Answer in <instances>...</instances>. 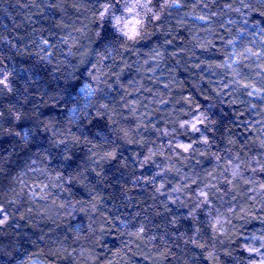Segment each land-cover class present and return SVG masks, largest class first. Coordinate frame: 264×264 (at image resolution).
Masks as SVG:
<instances>
[{"label":"trees","instance_id":"obj_1","mask_svg":"<svg viewBox=\"0 0 264 264\" xmlns=\"http://www.w3.org/2000/svg\"><path fill=\"white\" fill-rule=\"evenodd\" d=\"M99 2L0 0V79L10 74L12 87L0 86V218L8 217L0 227V264H259L264 249L249 255L244 246L259 248L252 238L264 234V103L248 97L231 70L206 66L224 64L245 46L261 50L264 36L256 27L261 9H244L241 0H185L188 7L173 12L155 35L149 26L150 38L137 44L135 54L112 53L114 61L97 64L98 82L87 70L100 60L92 39ZM194 3L200 6L193 8ZM229 3L240 11L227 9ZM212 13L208 32L209 25L195 17ZM177 15L183 23L176 22ZM166 38L172 44L166 45ZM44 40L50 62L41 51ZM153 48L163 56L154 58ZM260 63L252 57L240 64L248 77L242 82L259 85ZM86 85L94 93L81 92ZM69 87L76 88L71 97L62 92ZM104 103L115 112L100 109ZM197 108L217 121L208 133L210 146L189 153L169 147V141L189 142L179 123ZM16 114L23 119L15 121ZM36 116L52 118L60 132H83L91 143L81 137L71 161L54 160L42 172L35 145L24 147L8 134L31 127ZM140 124L147 128L138 129ZM121 128L135 142L120 139ZM113 149L116 159H99ZM145 156L151 158L143 162ZM58 172L76 180L61 183ZM201 191L207 204H201L195 222L185 219L203 199ZM217 217L226 235L213 232L209 222ZM141 225L143 234H129ZM195 228L201 229L196 239L204 248L185 243Z\"/></svg>","mask_w":264,"mask_h":264},{"label":"snow or ice","instance_id":"obj_2","mask_svg":"<svg viewBox=\"0 0 264 264\" xmlns=\"http://www.w3.org/2000/svg\"><path fill=\"white\" fill-rule=\"evenodd\" d=\"M50 7H55L56 5H49ZM200 6L199 3H194L192 5L193 8ZM188 7L185 3V0H159L158 3H154V0H100L99 6L95 9L96 21L94 22L95 31L93 32V42L96 43L97 48L101 50L97 55L100 56V60L96 64H92L91 69L87 70L89 76L92 80H96L100 82V78L94 75V72L97 69V64L103 63L108 59L115 60V56L112 53L120 55L123 57L124 53L135 54L137 44L150 38V34L148 33V28L152 26L151 35H155L158 29L164 27L165 21L168 17L173 15V12L179 14L183 12V10ZM202 7L207 9L209 5L207 3H203ZM225 7L232 11L239 12V8H233L232 4H226ZM241 7L244 9H255L259 8L261 11L259 12V16L262 18L259 21V24H264V0H258L257 4L252 3H244L241 0ZM188 13L184 12V16H187ZM215 13H212L210 16L198 15L195 17L196 20L204 22V24L209 25L205 31L211 32V19L212 16H215ZM176 22L183 23V17L177 15ZM232 23V21H229ZM244 24L247 25L248 21L245 20ZM259 24L256 25L258 27L259 32L262 36H264V27H259ZM164 35L170 36L171 32H165ZM238 37L241 41H243L244 34L242 32H238ZM67 43V41H64ZM164 43L166 45L172 44V39H165ZM211 44V41L207 42ZM228 44L233 45L235 48L236 42L234 40L227 41ZM44 48L41 49L42 52L46 54L49 59L52 53L48 52L47 49L50 47L49 41H43ZM122 50V51H121ZM206 50V48L204 49ZM151 52L154 58H160L163 56V53L158 49L153 48ZM239 56L241 59H233V57ZM252 57H255L257 61H261L260 64H257V67L264 71V40L261 41V50L254 51L253 48L245 46L243 51L241 52H233L228 55L224 64L217 65H207L206 67H224L233 72L234 75V83L237 84L241 89H243L248 97H257L261 103H264V79L261 80L259 85L242 82L247 81L248 77L242 76L241 71L239 70V66L243 63L244 60H251ZM41 60L45 59V56L40 57ZM230 61V62H229ZM130 67V65H126ZM247 66V65H245ZM196 67H200V64H197ZM203 70V69H202ZM8 73L3 75V78L0 79V86H3L4 89L8 91H12L11 82L9 80ZM71 76V74H70ZM239 77L240 79H236ZM33 83L35 81H32ZM111 87V85H109ZM167 87V85H165ZM76 91L75 87H69L62 89V92L71 97L72 92ZM81 92L94 93L95 90L91 89V85H86L84 88L80 89ZM62 98V97H61ZM207 98V97H206ZM55 99V97H53ZM162 103H167L166 101H162ZM256 104H250L251 108H256ZM100 109H103L105 112L112 111L115 112V109L109 108V104L104 103L100 105ZM69 111H75V109H69ZM134 111V110H133ZM98 115H102L100 110H97ZM0 115H3L0 113ZM188 116L187 119L182 120L179 123V129L183 130V134L188 136V143H176L172 145L171 141H169V147H174L175 149L181 150L183 153L196 152L199 150V146H210V137L208 133L211 131L212 127L215 126L217 121L212 118V115L208 111H199V109L191 110V115L185 113ZM15 121H20L23 119L22 114H16L14 116ZM110 122L115 124L117 123L115 120L109 118ZM91 123V121H89ZM139 127L147 128V125L140 124ZM155 128V126H153ZM115 130V129H114ZM158 130V129H157ZM122 133L120 139H123L126 143L135 142L129 137V131L123 128L119 129ZM190 133V134H189ZM9 135H14L18 141L24 146L28 147L29 145H35L36 152L35 155L41 158V162L44 164V167L41 169L42 172H45L49 165H51L52 161L59 159L62 163L71 161L73 156L70 155L73 147L78 145L81 141V137L85 139L87 143H91V141L87 140V137L84 136V133L81 132L80 136H76L72 133L71 129H68L67 132H60L56 129L55 124L53 123L52 118L41 119L39 116H36L33 120L32 126L29 128H21L19 131H11L8 132ZM101 133L98 130L96 132V136L100 137ZM163 135H169L167 131L163 132ZM44 139H41V138ZM195 137V139H193ZM174 138V137H173ZM45 140L47 146H45ZM105 142H107V137H104ZM95 147V145H93ZM261 147H264V141H261ZM54 150H59L57 153ZM92 151V149H89ZM93 155L99 156V153H94ZM200 155H205V152H200ZM115 150L106 151L103 156H100V160L116 159ZM151 157L145 156L143 162H147ZM91 159V157H89ZM37 161L35 159L32 160V164H36ZM93 163L97 164L99 167V160H93ZM35 171V169H31ZM95 171V169H92ZM83 172H77V176H83ZM97 176H100L101 173L97 172ZM57 179L61 181V183H67L69 186L76 180V177H73L71 173L67 177H64L61 173H57ZM59 186V185H57ZM47 188V185L44 186ZM177 189L176 191H178ZM159 191V189H157ZM200 197L203 199L200 203L196 204L193 209H190L187 213L185 219H191L193 222L196 221L197 210L201 207V204H207L208 195L204 191L200 192ZM175 203L176 201H172ZM79 203V202H78ZM63 207V205H61ZM3 209L0 208V213H3ZM23 218V217H21ZM241 219L243 217H240ZM256 217H253L255 219ZM8 217L7 215H3V218H0V227L5 226L7 224ZM172 225L175 226L177 220L174 219L171 221ZM213 232H219L220 235H226V233L222 230V225L219 217L215 219V223L209 222ZM230 223V221H228ZM260 223L264 226V217L260 218ZM201 231L200 228H195V232L192 236H189L185 243H192L196 247L204 248L205 245L197 242L196 234ZM145 232V228L141 225L136 232L129 233L130 235H140ZM155 239V237H153ZM253 240L260 241V247L257 248L253 245L246 244L244 246V251L248 252L249 255L252 253H256L257 255H261V249H264V234L260 237L253 236ZM230 255V253H228ZM212 254L209 253V256ZM259 264H264V255H262Z\"/></svg>","mask_w":264,"mask_h":264}]
</instances>
